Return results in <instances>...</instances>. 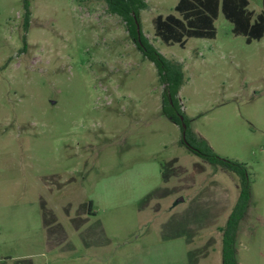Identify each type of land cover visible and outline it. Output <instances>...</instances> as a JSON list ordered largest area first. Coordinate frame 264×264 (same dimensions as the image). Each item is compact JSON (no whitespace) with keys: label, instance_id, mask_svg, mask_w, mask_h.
<instances>
[{"label":"rangeland","instance_id":"rangeland-1","mask_svg":"<svg viewBox=\"0 0 264 264\" xmlns=\"http://www.w3.org/2000/svg\"><path fill=\"white\" fill-rule=\"evenodd\" d=\"M146 1L190 130L247 167L237 260L264 264V37L220 13L215 38L168 45L154 18L178 0ZM163 89L107 0H0V264H222L239 177L182 143Z\"/></svg>","mask_w":264,"mask_h":264},{"label":"trees","instance_id":"trees-1","mask_svg":"<svg viewBox=\"0 0 264 264\" xmlns=\"http://www.w3.org/2000/svg\"><path fill=\"white\" fill-rule=\"evenodd\" d=\"M112 13L123 18L128 26L130 36L138 49L157 67L159 79L163 85V113L180 126L185 139L182 143L187 148L207 161L219 164L235 173L240 180L239 196L231 209L227 222L219 226L222 233V264H239L237 260V231L241 220L245 217L251 199V176L245 163L218 155L210 145L198 141L190 130L187 117L178 101V92L184 81L183 66L179 61L167 59L144 35L140 20V11L147 7L146 0H107ZM175 12L166 16L160 14L154 18L155 35L166 44L179 43L186 45L190 37L215 38L217 34L215 21L222 13L233 24L232 31L236 35L246 37L248 43L264 36V0L259 12L250 9L249 0H178ZM31 11L26 7V24ZM140 24L141 41L138 40L137 23ZM26 40V38L24 37ZM175 109L170 111V109ZM177 110V112H176ZM180 116L184 117L187 126H182ZM198 142V144H197Z\"/></svg>","mask_w":264,"mask_h":264},{"label":"water","instance_id":"water-1","mask_svg":"<svg viewBox=\"0 0 264 264\" xmlns=\"http://www.w3.org/2000/svg\"><path fill=\"white\" fill-rule=\"evenodd\" d=\"M136 23H137V32H138V39L141 41V29H140V24L137 21V16L135 15ZM180 119L182 120V126L186 128V122L184 121V117L180 116ZM184 139H185V134H184ZM182 200V199H181Z\"/></svg>","mask_w":264,"mask_h":264},{"label":"crops","instance_id":"crops-1","mask_svg":"<svg viewBox=\"0 0 264 264\" xmlns=\"http://www.w3.org/2000/svg\"><path fill=\"white\" fill-rule=\"evenodd\" d=\"M264 37V36H263ZM188 40V39H187ZM246 40V39H245ZM255 40H261V39H255ZM254 41V40H253ZM247 42V41H246ZM187 43V42H186ZM248 43V42H247ZM251 43V42H250ZM185 47V46H184Z\"/></svg>","mask_w":264,"mask_h":264},{"label":"flooded vegetation","instance_id":"flooded-vegetation-1","mask_svg":"<svg viewBox=\"0 0 264 264\" xmlns=\"http://www.w3.org/2000/svg\"><path fill=\"white\" fill-rule=\"evenodd\" d=\"M139 40V39H138Z\"/></svg>","mask_w":264,"mask_h":264}]
</instances>
